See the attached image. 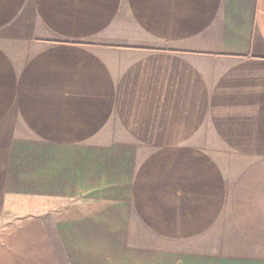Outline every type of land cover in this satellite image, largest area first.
I'll use <instances>...</instances> for the list:
<instances>
[{
  "label": "crops",
  "instance_id": "crops-1",
  "mask_svg": "<svg viewBox=\"0 0 264 264\" xmlns=\"http://www.w3.org/2000/svg\"><path fill=\"white\" fill-rule=\"evenodd\" d=\"M81 254L264 264V0H0V264Z\"/></svg>",
  "mask_w": 264,
  "mask_h": 264
},
{
  "label": "rangeland",
  "instance_id": "rangeland-1",
  "mask_svg": "<svg viewBox=\"0 0 264 264\" xmlns=\"http://www.w3.org/2000/svg\"><path fill=\"white\" fill-rule=\"evenodd\" d=\"M63 204H67V203H63ZM68 204L73 205L72 211H75L76 216L82 213L81 210L88 211L89 209L95 207L94 204L89 205V206L83 204L84 206L82 207L81 205H78L79 203H77V201H71ZM74 204H77V205H74ZM68 213L70 214V209ZM170 244H173V243L169 239L161 238L157 241L156 245L153 246L155 248L152 249V252L163 253V251H165V249L167 248H169L170 250L171 249ZM66 263L67 262H63V264H66ZM76 264H116V263H112L110 256H107V255H90L88 256V261H85V254H81L80 256H78V262ZM129 264H132V263H129ZM135 264H139V263L135 262Z\"/></svg>",
  "mask_w": 264,
  "mask_h": 264
}]
</instances>
